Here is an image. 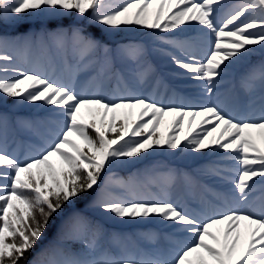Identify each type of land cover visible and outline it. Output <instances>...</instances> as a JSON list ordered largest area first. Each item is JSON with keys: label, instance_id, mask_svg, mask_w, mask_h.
<instances>
[{"label": "snow or ice", "instance_id": "snow-or-ice-1", "mask_svg": "<svg viewBox=\"0 0 264 264\" xmlns=\"http://www.w3.org/2000/svg\"><path fill=\"white\" fill-rule=\"evenodd\" d=\"M29 22L45 26L20 31ZM256 53L264 0H0V105L33 106L52 125L21 159L0 113V264H264V59L241 76L242 107L218 92ZM157 60L195 82L198 103L176 102L180 85ZM15 123L34 130L32 118ZM157 155L215 159L193 175L149 163ZM137 165L127 179L112 172ZM196 187L190 205L172 195ZM54 217L55 241L30 259ZM105 223L158 224L171 247L143 251Z\"/></svg>", "mask_w": 264, "mask_h": 264}, {"label": "trees", "instance_id": "trees-1", "mask_svg": "<svg viewBox=\"0 0 264 264\" xmlns=\"http://www.w3.org/2000/svg\"><path fill=\"white\" fill-rule=\"evenodd\" d=\"M230 2H236V0H230ZM73 21L65 19L63 21L57 22V21H51L49 22L46 27L49 29H54L58 26H67L71 24ZM45 25H42L40 23H27L23 29L20 31H24L28 28H32L35 30H39L41 27H44ZM94 31V30H93ZM9 35H15L18 34L12 29L8 30ZM161 35H168L161 33ZM191 35H195V33H191ZM127 37L122 36L118 37L117 39H125ZM133 39H136L138 41H143L146 43L151 44L152 41L150 37L144 36V37H132ZM32 57L38 56V52H34L31 54ZM262 59H264V53H256L253 56L249 58V60L245 61L243 65L237 66L232 72L226 74L223 78V81L220 85V87H225L228 85V83L232 82V79L236 78L235 80V86L240 93V95L244 98H248L247 93L242 89L241 87V76L243 75L245 69L249 66V64H255L260 62ZM157 69L158 72L161 74H165L164 78L165 80L173 85H180L176 89L177 95L174 97L176 102H180L181 100H184L186 102H191V103H198L200 100L199 92L200 90L195 87V82L192 81H173L171 78H169L166 73L168 71L167 66L163 61L157 60ZM240 72V73H239ZM91 75V72H82L79 77V83L81 87H86V82L88 79V76ZM219 87V88H220ZM171 93V92H169ZM168 93V94H169ZM166 96L163 97H157L158 99H165ZM173 99V98H172ZM0 113H5L9 117L10 120V125H9V132H8V143H9V149L11 151L12 145H23L24 143H28V145H37L41 144L42 138L47 136V129L52 127V125L49 123L50 116L48 113L44 111H38L36 110L33 106H23V107H17L14 106V101L12 99H9L6 104L0 105ZM17 118H32L34 120V130L33 131H27V130H22L16 123L15 121ZM186 127V126H185ZM32 150V149H31ZM215 159V157H205L204 160L194 162L190 159H187L186 157L183 156H168V155H157L154 157H151L149 159V163L151 162H157L160 164L168 165L171 167L179 168L181 171H186L189 173H192L195 175V168L198 166V164H203L207 163L210 160ZM144 165H137L135 167H129V168H120L116 167L112 170L116 178H123L127 179L128 176L135 172L138 168H143ZM204 183L207 184H214L212 180H206ZM199 187H196L193 189V191H196ZM192 191V192H193ZM175 195H179V191L173 192ZM186 193V192H184ZM77 210H82L86 211L87 214L90 217L95 218V213H93L89 209L84 208V202L81 201L77 205ZM60 223L59 218H53V221L51 222V226L49 230L46 232L45 237L42 241L41 244L37 246L36 249L30 254V259L35 256L36 252L40 250V248L47 246L50 243H53L55 241V235H56V230L57 227ZM105 227L108 228L109 230L115 229L117 231L123 232L125 234L131 235L137 242V245L139 248L145 247V248H158L160 244H163L165 246V249H167V246H171V241L166 239V234L168 233L167 229H162L158 224L155 223H133L130 225L126 226H120V225H112L109 223H105ZM156 232L157 233V239L155 243H149L145 239L140 238V233L143 232ZM74 248H78L79 245H74Z\"/></svg>", "mask_w": 264, "mask_h": 264}, {"label": "rangeland", "instance_id": "rangeland-1", "mask_svg": "<svg viewBox=\"0 0 264 264\" xmlns=\"http://www.w3.org/2000/svg\"><path fill=\"white\" fill-rule=\"evenodd\" d=\"M182 201L185 202V203L187 204L188 201H192V198H191V199H188V200H184V199L182 198ZM141 250L144 251V249H141Z\"/></svg>", "mask_w": 264, "mask_h": 264}]
</instances>
